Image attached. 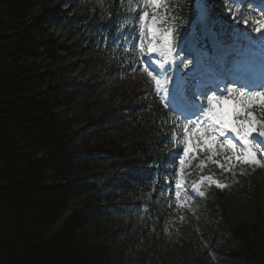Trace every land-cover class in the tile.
<instances>
[{
    "label": "trees",
    "instance_id": "obj_1",
    "mask_svg": "<svg viewBox=\"0 0 264 264\" xmlns=\"http://www.w3.org/2000/svg\"><path fill=\"white\" fill-rule=\"evenodd\" d=\"M58 2L69 6L72 0H0V264H116L102 244L101 227L115 210L111 196L135 187L148 192L154 171L166 166L165 113L151 93L146 110L128 102L112 111L121 124H133L126 140L117 137L118 128L105 131L104 115L91 117L71 99L81 82L57 80L73 47L49 28L84 21L100 40L108 27L114 32L117 0L102 15L87 7L90 18L87 13L68 16ZM193 2L180 0L183 29L195 14ZM77 131L87 135L89 146L73 149ZM198 168L190 174L196 181L202 176ZM102 180L106 190L99 189ZM259 192L253 183L251 197ZM222 198L212 185L199 186L189 197L183 211L206 215L210 222L202 236L191 225H180L176 250L189 264H213L212 256L231 264H264L257 204L251 222L229 220L222 211L217 220L211 209ZM145 203L147 220L157 221L154 228L165 225L166 212Z\"/></svg>",
    "mask_w": 264,
    "mask_h": 264
},
{
    "label": "rangeland",
    "instance_id": "obj_2",
    "mask_svg": "<svg viewBox=\"0 0 264 264\" xmlns=\"http://www.w3.org/2000/svg\"><path fill=\"white\" fill-rule=\"evenodd\" d=\"M118 1L117 9L120 16H123L122 27L128 25L127 27L131 29L133 25H138V18L133 19V12L135 8L137 9V6H139V10L148 11L149 13L154 11L151 5L145 9L143 0ZM206 2L207 0H197L196 5H200V9H202V6L203 9L204 7L209 8V4H204ZM111 3L112 0H72L69 6L59 2L57 4L61 10L70 16L73 13L76 15L87 13V7L89 12H94L96 9L99 14H103V12H107V8ZM165 3L172 16L176 19L178 17L182 19L177 11L180 0H165ZM224 5V3L221 4L222 7ZM35 10H40V8ZM224 11L228 14L227 10ZM160 14L163 15V12L161 11ZM87 16L90 18L91 14L87 13ZM78 24L73 21L64 26L49 28L50 33L57 40L73 47L69 54L64 55L63 69L56 72L57 80L63 83L81 82L82 86L74 89L71 99L77 102L80 107L83 106L91 117L104 115L103 128H105V131L115 132V128H118L119 130L115 132L117 137L128 140L133 124L130 126L126 123L121 124L115 117L118 114H113L112 111L128 102L140 103L144 106V110L151 107L146 96L149 93L151 78L143 71L145 63L139 62L141 58L140 51L132 47L136 38L133 34L129 36V33L126 34L129 36L127 37L120 28L119 34H123L122 41L119 37L113 40L103 37L101 41V39L99 40L100 33H91L85 26L84 21L80 25ZM136 42L138 43V41ZM145 44H147V37H145ZM136 62H139L140 66ZM62 97L67 98L66 95H62ZM83 104L88 105L84 107ZM255 107L253 106L248 110L250 111ZM124 120H127V118H124ZM174 124H176V119L174 120L170 115L166 116L165 120L162 121L163 131L169 132L168 136L170 137L168 139L170 142H183L182 136L179 135L182 129L175 127L170 131L168 125L174 127ZM78 127V125L74 126V129L78 130ZM178 136L179 138H176ZM89 143L87 135L77 131L72 147L76 149V146L84 147ZM167 143L166 140L165 145ZM194 144L195 141L189 147L192 148ZM175 158L176 154L174 152L172 158L169 159L170 166L166 172L173 176L174 186L151 188L147 193L135 187L128 190V192H115L113 196L116 197L111 196V207L115 210L109 213L108 220L101 227L105 233V241L102 244H104V248L116 264H189L187 258L176 250L175 239L178 228L183 224L191 225L197 236H202V230H207V221L210 222V218L208 219L206 215L204 218L193 212L181 210V206L185 202L184 198L187 199L184 182L187 181L188 174L185 173L184 165L179 160L175 161ZM102 165L106 166L105 163H102ZM204 166L206 165L204 164ZM209 169L204 168V175L214 179L210 181L214 190L217 189L223 192L222 203L213 205L211 209H214V216H218L216 218L219 220L222 211L225 218L229 220L241 224L244 220L251 222L255 218L254 205L257 204V215L261 224V250L264 253V168L262 167V169L257 170L259 172L255 173L252 171L251 175L249 173L251 169L248 167L236 170L231 175L238 174L241 176L237 182H233L225 174L214 171L210 173ZM106 172L109 171L106 170ZM117 174L121 173L118 172ZM178 181L179 187H177ZM217 181L225 186L218 187ZM207 183L208 181L204 178L203 186L206 187ZM253 183L260 186L257 198L251 197ZM106 188L107 184L102 180L99 189L106 190ZM177 192H179V197H177ZM143 198L145 202H153L160 210L166 212L165 225L169 230L165 228V225L155 229L154 226L157 221L154 224L147 220L148 206L145 202L138 205ZM68 212L69 209L65 214ZM212 260L213 264H231L225 259L219 261L214 256H212Z\"/></svg>",
    "mask_w": 264,
    "mask_h": 264
},
{
    "label": "snow or ice",
    "instance_id": "obj_3",
    "mask_svg": "<svg viewBox=\"0 0 264 264\" xmlns=\"http://www.w3.org/2000/svg\"><path fill=\"white\" fill-rule=\"evenodd\" d=\"M230 2L242 4V0H230ZM143 3L145 9L151 5L154 11L149 13L139 10L137 6L138 10L133 19L138 18V31L132 47L140 51L141 59L145 61L143 71L154 81L164 107L177 114L174 126L182 129L179 135L183 138V154L188 155L193 151L189 145L195 141L197 148L202 145L214 155L217 154V149L230 151L231 156L226 155L225 161L235 159L237 162L257 163V155L264 153V123L258 124L253 112L248 109L253 106L264 109V79L256 80L254 77H245L243 83L239 79H225L221 81L225 85L224 91H221L219 84L209 86L202 81L197 82L187 77L174 80L169 76H160L158 69L166 70L165 66L174 61L173 53H177L179 48L176 18L169 13L165 0H143ZM243 7L246 8L247 5ZM161 11L163 15L160 14ZM229 11L234 19L246 15L240 7L237 8L240 17H237L235 12ZM259 15L264 17V0H261ZM169 21H172L171 25ZM243 22L245 25L249 24L248 19H244ZM252 24L256 25L254 31L264 37V19H254ZM135 27L137 26L134 25ZM124 31H127V28ZM208 31L212 32L213 38L219 39V33L211 28ZM145 37H147V44H145ZM179 51L183 52L184 49L179 48ZM152 54H158L159 58L153 59ZM194 61L195 64L191 70L193 77L197 74L199 64V60L195 57ZM180 63L187 67L184 59H181ZM149 68H152V71H149ZM170 80H172L171 89L169 88ZM230 85H239V87ZM225 91L227 95L224 94ZM210 92L213 94L209 95ZM198 97L206 98V105L204 100ZM241 113L244 119L239 118ZM237 142H239V148ZM183 163L181 159V164ZM216 163L221 168L224 167L219 161ZM216 184L218 187L225 186L218 181ZM177 187H179V181ZM192 191H198V185H193ZM199 195L202 196L203 193L200 192ZM177 197H179V192H177Z\"/></svg>",
    "mask_w": 264,
    "mask_h": 264
},
{
    "label": "bare ground",
    "instance_id": "obj_4",
    "mask_svg": "<svg viewBox=\"0 0 264 264\" xmlns=\"http://www.w3.org/2000/svg\"><path fill=\"white\" fill-rule=\"evenodd\" d=\"M214 48L217 49V50H221V49L224 50V47L221 48L219 45H215ZM257 60H258V57H256V56L253 55V56H251V58H250V62H249V63H254V62H256ZM259 71H264V64L261 66V68H260ZM249 72H250V73H248V74H254V73H255V72H253V71H251V70H249ZM248 77H254V76H250V75H248Z\"/></svg>",
    "mask_w": 264,
    "mask_h": 264
}]
</instances>
